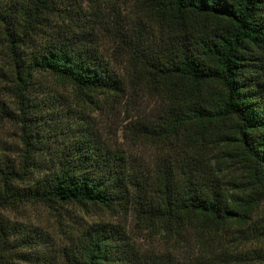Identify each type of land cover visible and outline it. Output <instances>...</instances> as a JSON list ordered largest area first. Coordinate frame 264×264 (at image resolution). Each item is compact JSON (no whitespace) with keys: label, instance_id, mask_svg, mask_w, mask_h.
Here are the masks:
<instances>
[{"label":"trees","instance_id":"16d2710c","mask_svg":"<svg viewBox=\"0 0 264 264\" xmlns=\"http://www.w3.org/2000/svg\"><path fill=\"white\" fill-rule=\"evenodd\" d=\"M85 2L0 0V124H17L19 141L0 147V264L51 252L59 264H264V0H131L119 70L81 38ZM40 75L70 88L84 117L100 100L155 96L154 120L129 128L158 148L152 167L90 131L53 147ZM24 202L127 210L164 248L106 221L54 246L3 214Z\"/></svg>","mask_w":264,"mask_h":264},{"label":"rangeland","instance_id":"374dc122","mask_svg":"<svg viewBox=\"0 0 264 264\" xmlns=\"http://www.w3.org/2000/svg\"><path fill=\"white\" fill-rule=\"evenodd\" d=\"M66 0H63L62 7H66ZM133 5L131 0H86L78 10L82 32L81 38L91 41L97 45L100 51L111 58L112 65L116 70L120 69L117 45L118 31L129 26L132 18ZM63 13L66 15L68 12ZM64 16L63 14H59ZM73 16L72 12L68 13ZM66 15V16H68ZM54 15L53 19L65 20L64 17ZM128 25H127V24ZM110 61V60H109ZM43 87L42 93L47 99L46 105L52 112L44 114L45 121H56L58 128L56 141L51 143L55 148L61 145L57 140H66L73 133L78 134L87 131L93 133L99 142L111 148L122 151L127 159L137 171H145L152 167L155 153L158 148L138 137L129 128L134 122H141L143 115L153 121L158 115L160 105L155 96L143 94L141 91L134 94H126L123 98L114 101H99L98 108L91 112L89 117H84L79 113V102L74 98L70 88L62 86L47 75H40ZM44 119H42L44 121ZM46 127L45 122L41 123V128ZM60 127V129H59ZM60 132V133H58ZM18 125L9 121L0 124V147L7 154L9 149L19 146L17 138ZM264 209V208H263ZM3 214L10 220L25 223L34 227L42 236H47L46 242L51 245H59L65 242L69 235L78 234L83 227L91 222L106 221L119 227L118 229L130 236L133 244L146 249L163 250V243L152 234L140 229L135 223L134 215L127 210L108 211L97 208H87L82 210L72 204H52L47 206L40 202H24L6 207ZM47 244V245H48ZM59 264L55 255L50 253L47 259H39L26 263L20 261L10 262V264ZM37 263V264H38Z\"/></svg>","mask_w":264,"mask_h":264}]
</instances>
